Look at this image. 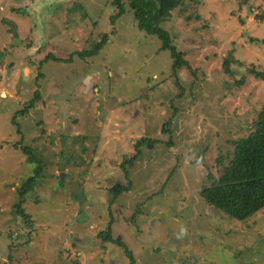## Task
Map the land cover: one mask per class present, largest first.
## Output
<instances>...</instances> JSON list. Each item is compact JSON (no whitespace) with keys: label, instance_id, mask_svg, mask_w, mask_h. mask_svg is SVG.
<instances>
[{"label":"rangeland","instance_id":"rangeland-1","mask_svg":"<svg viewBox=\"0 0 264 264\" xmlns=\"http://www.w3.org/2000/svg\"><path fill=\"white\" fill-rule=\"evenodd\" d=\"M201 1L187 5L192 20L176 10L161 25L186 61L173 72L128 3L114 25L111 0H0L6 264H131L100 238L109 226L134 264H264V209L241 223L200 196L264 108L249 72L264 74V0ZM103 34L97 56L78 57ZM143 138L155 143L139 154ZM114 187L128 190L115 200Z\"/></svg>","mask_w":264,"mask_h":264},{"label":"trees","instance_id":"trees-1","mask_svg":"<svg viewBox=\"0 0 264 264\" xmlns=\"http://www.w3.org/2000/svg\"><path fill=\"white\" fill-rule=\"evenodd\" d=\"M242 1L243 4L248 2V0ZM201 2V0H111V6L118 10L117 15L111 17V22L115 25L118 19L126 14L125 4L128 3L134 13L139 30L144 31L148 35L158 37L163 42L162 50L171 51L174 59L173 72H175L183 67L186 61L184 60L183 54L173 46L172 38L161 25L171 19L172 13L176 10H181V16L188 14L185 17L187 21L192 20L193 16L191 13H187L188 8L191 4L195 3L198 9ZM17 11L18 10H15V13ZM14 37H17V34ZM107 42H109V35L103 34L102 40L97 42L92 50L81 51L78 52L77 55L82 60L95 57L107 45ZM51 59L58 62L61 61L54 57ZM72 60L73 59H70L66 62H72ZM230 64V62L228 63V61H226V73H231L227 67L230 66ZM249 72L256 78L264 80L263 73L254 70ZM243 83L244 81L242 80L239 82V85ZM33 104L34 103H32V106ZM24 112L26 111H22L21 114H24ZM154 143L155 141L143 138L136 144V148L140 154V149L144 145L151 147ZM233 146L234 150L228 155V163L223 165L220 175L216 177L212 174H208L207 181L210 184L202 189L200 196L210 207H213L230 219L243 223L264 209V108L253 121L249 135L236 140ZM23 152L29 155L31 150L25 148ZM31 159L39 162L35 156H31ZM29 161L31 160L29 159ZM220 161H222V159H220L219 162ZM43 173L44 169L40 167L36 175L40 177ZM37 180L36 177H31L27 182V186L32 190L39 184ZM124 190L128 189L124 187H114L111 190L115 200ZM21 194H23V192H21ZM25 194L26 193L23 194V197H25ZM99 236L106 242L112 240V243L124 250L126 257L131 260L130 263L134 264L132 251L121 237L115 240L113 239L110 226L105 232H101Z\"/></svg>","mask_w":264,"mask_h":264},{"label":"crops","instance_id":"crops-1","mask_svg":"<svg viewBox=\"0 0 264 264\" xmlns=\"http://www.w3.org/2000/svg\"><path fill=\"white\" fill-rule=\"evenodd\" d=\"M1 47V46H0ZM10 140H13V138H11ZM11 144H4L3 145V147H2V150L1 151H7L8 153H9V150H11V152L13 151L12 149H11ZM6 245V244H5ZM7 247H8V249L9 250H3V249H0V264H4L3 262H2V260H4V262H5V264L8 262V261H6V259H7V257H8V254L10 253V252H12V249H10L9 248V246L8 245H6ZM9 252V253H8ZM12 254V253H11ZM12 256V255H11ZM45 259L46 258H48L47 256L46 257H44ZM105 258V257H104ZM86 260H87V257H86ZM11 262H13V260H11ZM100 262L101 263H104L105 261H104V259L103 258H101V259H99V261L97 260V263L98 264H100ZM29 263V262H28ZM27 263V264H28ZM56 264H64V262H61V261H59V262H57Z\"/></svg>","mask_w":264,"mask_h":264},{"label":"water","instance_id":"water-1","mask_svg":"<svg viewBox=\"0 0 264 264\" xmlns=\"http://www.w3.org/2000/svg\"><path fill=\"white\" fill-rule=\"evenodd\" d=\"M251 7L252 5L250 4L248 7H247V13L250 14V11H251ZM263 19L264 18V15H255V19ZM61 180H63V178L61 177Z\"/></svg>","mask_w":264,"mask_h":264}]
</instances>
